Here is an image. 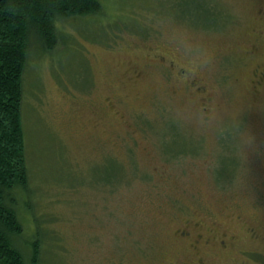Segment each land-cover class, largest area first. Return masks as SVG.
<instances>
[{"label": "rangeland", "instance_id": "rangeland-1", "mask_svg": "<svg viewBox=\"0 0 264 264\" xmlns=\"http://www.w3.org/2000/svg\"><path fill=\"white\" fill-rule=\"evenodd\" d=\"M185 1L101 0L29 54L42 264H264V0Z\"/></svg>", "mask_w": 264, "mask_h": 264}, {"label": "trees", "instance_id": "trees-1", "mask_svg": "<svg viewBox=\"0 0 264 264\" xmlns=\"http://www.w3.org/2000/svg\"><path fill=\"white\" fill-rule=\"evenodd\" d=\"M184 3H191L198 11L206 7L198 0ZM102 4L101 0H0V264H42L39 243L43 234L29 195L22 123L29 54L54 49L58 21L97 15ZM185 4L178 3L181 11ZM20 208L37 222L28 256L21 241L24 228Z\"/></svg>", "mask_w": 264, "mask_h": 264}]
</instances>
